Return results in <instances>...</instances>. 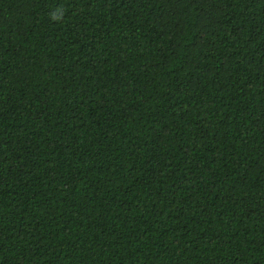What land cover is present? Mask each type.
Here are the masks:
<instances>
[{"label": "trees", "instance_id": "16d2710c", "mask_svg": "<svg viewBox=\"0 0 264 264\" xmlns=\"http://www.w3.org/2000/svg\"><path fill=\"white\" fill-rule=\"evenodd\" d=\"M0 264H264V0H0Z\"/></svg>", "mask_w": 264, "mask_h": 264}]
</instances>
